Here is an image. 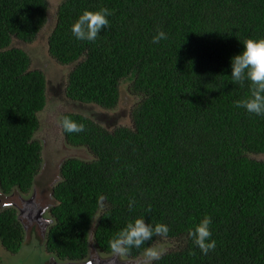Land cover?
I'll return each mask as SVG.
<instances>
[{"label": "trees", "instance_id": "trees-1", "mask_svg": "<svg viewBox=\"0 0 264 264\" xmlns=\"http://www.w3.org/2000/svg\"><path fill=\"white\" fill-rule=\"evenodd\" d=\"M107 7L110 27L96 41H77L70 28L85 10ZM47 0H0V190L26 194L41 168L33 138L46 104V79L31 70L15 38L35 40L46 22ZM158 28L167 40L152 43ZM246 38H264V0H65L48 37V53L73 68L65 96L114 110L120 82L139 98L131 126L108 130L81 114L80 133L60 129L68 145L92 160L70 158L53 188L46 250L60 260L86 257L88 236L112 253L109 241L126 223L169 226L154 264H264V117L237 108L248 89L233 83L229 59ZM60 117V119H61ZM60 124V121H59ZM106 197L100 200V196ZM136 205L129 211L128 202ZM149 208L151 209L148 212ZM14 208L0 212V247L16 255L24 230ZM212 217L214 251L203 255L188 237ZM39 244V243H38ZM144 246L128 258L143 255Z\"/></svg>", "mask_w": 264, "mask_h": 264}, {"label": "rangeland", "instance_id": "rangeland-1", "mask_svg": "<svg viewBox=\"0 0 264 264\" xmlns=\"http://www.w3.org/2000/svg\"><path fill=\"white\" fill-rule=\"evenodd\" d=\"M63 0H47L48 2V12L47 20L44 26L40 29L35 40L31 43H24L17 39H13L11 42L12 48H18L23 50L31 61V70H41L44 73L46 79V104L42 111H40L37 116L39 119V129L35 133V139L41 144L42 139H51L54 143L60 142V145H57L60 150L64 148L62 144V134L60 129V117L63 113L73 112L81 114L89 119L95 121L102 127L112 130L114 127L119 126H131V110L133 106L139 101V98L131 94L128 90L130 80L126 79L120 82V98L118 105L114 110H104L98 107L95 104H84L80 102L71 101L65 96V85L67 82V76L73 64L71 65H60L57 63L48 53V37L51 34L55 21H56V11L59 4ZM67 145V148L70 149ZM77 149H83L87 153V160H92V156L88 150L84 147H75ZM42 158V157H41ZM52 162L54 163L58 158L55 151L51 155ZM261 159H264L262 156ZM43 161L41 162L42 167ZM47 181L43 180L40 183V188L34 189V194L37 195L36 206H39L38 203L42 205L53 203L54 199L48 197L44 199L42 192H47ZM22 198L27 199L31 195V190L29 193L23 194L20 193ZM18 193H14L8 198V201L16 203L17 208L24 207V200L18 198ZM18 202H22L19 203ZM25 208V207H24ZM31 208L27 210L28 214ZM35 209V208H34ZM48 213V212H47ZM45 214L48 217V214ZM26 227L30 228L28 236V242L31 241L32 244L28 246L25 244L16 255H11L2 247H0V264H49L56 262H61L62 260L58 259L56 256L48 254L44 247L38 244L35 240L39 239L42 233L41 226L38 225L34 220L30 221L28 225L25 219L21 220ZM162 248L164 244H158ZM164 252V248H163ZM134 264L137 263V260H134Z\"/></svg>", "mask_w": 264, "mask_h": 264}, {"label": "clouds", "instance_id": "clouds-1", "mask_svg": "<svg viewBox=\"0 0 264 264\" xmlns=\"http://www.w3.org/2000/svg\"><path fill=\"white\" fill-rule=\"evenodd\" d=\"M112 14V10L107 7L96 11L85 10L71 25L70 31L72 36L77 41H96L100 33L110 27L109 17ZM167 39V32L158 28L156 34L152 37V43L159 44L160 41ZM240 44L242 45V50L229 59L230 76L228 77L233 83L241 87L247 86L248 93L244 98L234 103L237 108H243L250 115L264 117V38H246ZM60 125L66 133H80L85 130L84 124L78 123L69 116H62ZM105 199V196H100V200ZM135 205V199H130L128 202L129 211H132ZM150 211L151 209L149 208L148 212ZM212 223V217L205 215L194 228L188 231V237L203 255H207L216 248V240L212 238ZM169 231L170 229L167 224L146 223L144 216L136 217L129 220L112 237L109 245L111 251L117 256H126L133 249H139L144 246L145 264H154V262L162 258L163 251L148 245V242L153 240L155 236L166 238ZM45 242L40 245L48 253ZM51 255L55 256L54 254Z\"/></svg>", "mask_w": 264, "mask_h": 264}, {"label": "water", "instance_id": "water-1", "mask_svg": "<svg viewBox=\"0 0 264 264\" xmlns=\"http://www.w3.org/2000/svg\"><path fill=\"white\" fill-rule=\"evenodd\" d=\"M62 134V131H61ZM35 135V134H34ZM33 135V138L35 139V136ZM62 144H64V148L62 150L59 149L57 145H60L61 143H54L51 139H42L41 145V159L43 161L42 167L40 168L39 172L33 179L32 185H31V195L29 198L24 199L20 196H22L17 188H14L12 192L8 195H5L1 192L0 190V212L4 209L8 208H14L17 212V219L19 220L21 226L23 227L24 230V241L23 245L27 244L30 246L32 244L31 241L28 242V234L30 228L26 227V223L24 224L21 222V220L25 219L30 225V221L34 220L38 225L41 226V236L39 239L35 240L37 243H43L45 238H46V233L49 230V227L52 225V218L50 215L47 213L48 208L53 205V203H48L45 205H42V203H38L39 206H36V200H37V195L34 194V189L40 188V183L43 182V180L47 181V192H42V195L44 199H48V197H51L54 199L53 196V188L54 186L61 180L60 176V168L63 164V162L67 159L70 158H75V159H81L84 161H89L87 160V153L83 149H77L74 146L67 148V142L64 139V136L62 134ZM71 146V145H69ZM85 148V147H84ZM55 151L57 154V160L53 163L52 162V152ZM14 193H18V198L22 201L24 200V207L17 208L16 203H13L11 201H8V198L12 196ZM55 201V199H54ZM22 203V202H18ZM56 203V202H54ZM31 208L30 211L33 213L27 212L29 210L28 208ZM48 214V217L45 216V214ZM92 228L90 229V233L88 236V248H87V254L86 257L82 260L78 261H61L59 262H54V263H49V264H134V260H137L136 264H145V256L144 254L138 258L132 259L128 258L127 256H117L113 252L110 254L103 253L99 251L94 244L93 237H92ZM156 248L161 249L163 251V248L158 245Z\"/></svg>", "mask_w": 264, "mask_h": 264}]
</instances>
